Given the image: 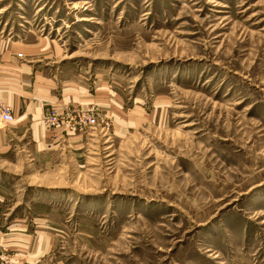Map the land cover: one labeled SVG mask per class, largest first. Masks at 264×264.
Masks as SVG:
<instances>
[{"label":"rangeland","instance_id":"1","mask_svg":"<svg viewBox=\"0 0 264 264\" xmlns=\"http://www.w3.org/2000/svg\"><path fill=\"white\" fill-rule=\"evenodd\" d=\"M33 72L70 106L0 147V264H264V0H0Z\"/></svg>","mask_w":264,"mask_h":264},{"label":"crops","instance_id":"2","mask_svg":"<svg viewBox=\"0 0 264 264\" xmlns=\"http://www.w3.org/2000/svg\"><path fill=\"white\" fill-rule=\"evenodd\" d=\"M28 75L35 87L34 93L19 87L17 85L19 81H13L14 79L11 83L6 84L7 87L3 91H0V101L2 100L10 107L13 119H15L12 126L0 130V147L13 155L14 152L18 153L22 149H27V146L34 147L35 151H38L40 147L44 150L50 143V135L41 125L44 105H55L58 108L64 107V109L68 105L70 106L68 101L53 97L49 93L48 96L42 93L44 90L47 93L46 89L51 90L54 85V77H48L41 72H33ZM20 82H23V79ZM41 93L44 97H41Z\"/></svg>","mask_w":264,"mask_h":264},{"label":"built area","instance_id":"3","mask_svg":"<svg viewBox=\"0 0 264 264\" xmlns=\"http://www.w3.org/2000/svg\"><path fill=\"white\" fill-rule=\"evenodd\" d=\"M13 121L14 119L10 109L5 104L0 103V128H6ZM47 121L51 125H58V122L55 117H51Z\"/></svg>","mask_w":264,"mask_h":264}]
</instances>
